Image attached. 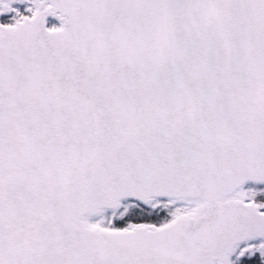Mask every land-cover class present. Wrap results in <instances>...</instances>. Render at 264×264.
Instances as JSON below:
<instances>
[{
    "label": "snow or ice",
    "instance_id": "1",
    "mask_svg": "<svg viewBox=\"0 0 264 264\" xmlns=\"http://www.w3.org/2000/svg\"><path fill=\"white\" fill-rule=\"evenodd\" d=\"M0 264H264V0H0Z\"/></svg>",
    "mask_w": 264,
    "mask_h": 264
}]
</instances>
